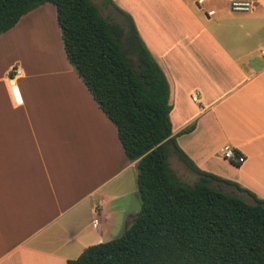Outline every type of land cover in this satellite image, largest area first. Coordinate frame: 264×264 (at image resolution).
Returning <instances> with one entry per match:
<instances>
[{"label": "crops", "instance_id": "obj_1", "mask_svg": "<svg viewBox=\"0 0 264 264\" xmlns=\"http://www.w3.org/2000/svg\"><path fill=\"white\" fill-rule=\"evenodd\" d=\"M230 1L102 5L132 18L163 70L177 145L199 169L264 199V0L248 12L232 11ZM47 4L0 35V264H66L122 235L140 206L137 161L126 157L116 127L66 55L69 82L36 83L34 65L22 62L20 44L28 51L29 33L47 34V24L37 26L45 15L54 19L65 54L56 8ZM44 45L37 55L47 53ZM226 145L244 162L225 159ZM73 151L77 165L56 157Z\"/></svg>", "mask_w": 264, "mask_h": 264}, {"label": "trees", "instance_id": "obj_2", "mask_svg": "<svg viewBox=\"0 0 264 264\" xmlns=\"http://www.w3.org/2000/svg\"><path fill=\"white\" fill-rule=\"evenodd\" d=\"M46 3L56 8L67 60L138 170L140 210L130 226L66 264H264V199L199 169L177 145L169 82L132 18L118 9L126 35L92 0H0V35ZM193 128L194 123L182 132ZM171 147L199 176L195 183L183 182L170 168ZM213 181L236 187L247 200L211 186Z\"/></svg>", "mask_w": 264, "mask_h": 264}, {"label": "rangeland", "instance_id": "obj_3", "mask_svg": "<svg viewBox=\"0 0 264 264\" xmlns=\"http://www.w3.org/2000/svg\"><path fill=\"white\" fill-rule=\"evenodd\" d=\"M93 1L95 2V4L97 3L99 11L103 17L107 18L110 21L121 23L124 26L126 35H128L129 32L126 24V19L122 15H120V13H118L110 5L109 6L102 5L103 0H93ZM47 6L53 7L52 4H47ZM32 22L34 25V20ZM41 24L43 25L47 24L48 27L47 34H39V33L37 34L35 32L33 33L32 30V34L29 33L30 38H28L31 44V46H29L28 48V51L26 50L25 42L20 44L21 58L24 59L22 60V62L26 63L27 65L29 64L34 65V72L36 74L34 77V82L36 83L44 84L47 82H69L71 80V77L67 73L68 71L65 70L64 68V64L65 62H67L65 59V54L64 52H62V50L60 52L58 48L57 42L59 41L60 36H58V33L56 34L54 19L52 20L50 16L45 15L43 21L41 18V23L37 25L38 28L41 27ZM52 25L54 26L52 27ZM34 38L35 39L37 38V41H35ZM41 44L42 46L43 44H45L43 49L45 48V46L47 48L46 49L47 53L46 54L44 53V56L37 55L39 49L36 46L40 47ZM50 48L52 50H50ZM39 63H41L42 65H39ZM38 65L41 66L42 68L39 67ZM66 65H68V62ZM70 154H72L71 158L68 159L64 158V154L61 156L57 154L56 157L59 160V162H61L64 159L63 164L77 165L78 160L74 159V156H77V154L74 155V151ZM168 161L170 168L183 182L193 184L198 180L199 176L195 172L188 169L187 166L177 158L176 154L171 149L169 151ZM211 186L220 188L221 190L230 193L232 191L230 187L225 188V185L216 181L211 182ZM139 210H140V206L138 208V211Z\"/></svg>", "mask_w": 264, "mask_h": 264}, {"label": "built area", "instance_id": "obj_4", "mask_svg": "<svg viewBox=\"0 0 264 264\" xmlns=\"http://www.w3.org/2000/svg\"><path fill=\"white\" fill-rule=\"evenodd\" d=\"M254 0H231L230 1V9L235 12H248L253 8ZM262 54H264V50H262ZM15 91V86L12 87ZM195 99V98H194ZM222 156L225 159L233 161L234 163H243L245 157L241 155L236 149L231 146H224L222 149ZM96 212V210H94ZM98 219L95 217L92 219V225L94 227L98 226Z\"/></svg>", "mask_w": 264, "mask_h": 264}, {"label": "bare ground", "instance_id": "obj_5", "mask_svg": "<svg viewBox=\"0 0 264 264\" xmlns=\"http://www.w3.org/2000/svg\"><path fill=\"white\" fill-rule=\"evenodd\" d=\"M48 26H49V25H48ZM30 33L32 34V31H31ZM33 33H34V31H33ZM38 33H39V32H38ZM38 33H37V34H38ZM27 36H28V35H27ZM29 36H30V35H29ZM36 37H37V36H36ZM34 40L37 41V38H36V39L34 38ZM39 40H40V39H39ZM35 41H34V42H35ZM53 58H54V57H53ZM53 60H54V59H53ZM44 62H45V61H44ZM39 65H42V64L39 63ZM39 65H38V66H39ZM43 65H46V64H43ZM58 66H59V65H58ZM39 67H41V66H39ZM41 68H42V67H41ZM57 69H58V68H57ZM57 69H56V70H57Z\"/></svg>", "mask_w": 264, "mask_h": 264}]
</instances>
